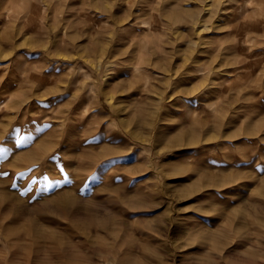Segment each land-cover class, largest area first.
<instances>
[{"label":"rangeland","instance_id":"obj_1","mask_svg":"<svg viewBox=\"0 0 264 264\" xmlns=\"http://www.w3.org/2000/svg\"><path fill=\"white\" fill-rule=\"evenodd\" d=\"M0 264H264V0H0Z\"/></svg>","mask_w":264,"mask_h":264},{"label":"bare ground","instance_id":"obj_2","mask_svg":"<svg viewBox=\"0 0 264 264\" xmlns=\"http://www.w3.org/2000/svg\"><path fill=\"white\" fill-rule=\"evenodd\" d=\"M201 66V65H200ZM199 65L197 66V67H195V69H194V72L195 71H200L201 70V67H200ZM152 69V68H151ZM178 69V68H177ZM192 69H193V67H192ZM173 70V69H172ZM172 70H171V72H172ZM156 71V70H155ZM170 72V69H167V68H162L161 70H160V72H158V73H164V74H167V75H164V76H170L171 75V73H169ZM196 73V72H195ZM175 74V73H174ZM173 74V75H174ZM149 76V75H148ZM150 77V76H149ZM140 91V90H139ZM139 93V92H138Z\"/></svg>","mask_w":264,"mask_h":264},{"label":"snow or ice","instance_id":"obj_3","mask_svg":"<svg viewBox=\"0 0 264 264\" xmlns=\"http://www.w3.org/2000/svg\"><path fill=\"white\" fill-rule=\"evenodd\" d=\"M25 139H28V138H25Z\"/></svg>","mask_w":264,"mask_h":264}]
</instances>
